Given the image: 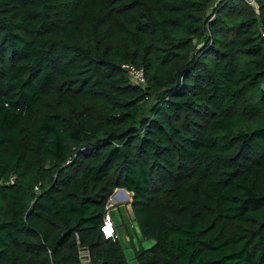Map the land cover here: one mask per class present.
Masks as SVG:
<instances>
[{
	"label": "trees",
	"instance_id": "obj_1",
	"mask_svg": "<svg viewBox=\"0 0 264 264\" xmlns=\"http://www.w3.org/2000/svg\"><path fill=\"white\" fill-rule=\"evenodd\" d=\"M254 2L0 0V264H130L117 189L138 264H264Z\"/></svg>",
	"mask_w": 264,
	"mask_h": 264
},
{
	"label": "rangeland",
	"instance_id": "obj_2",
	"mask_svg": "<svg viewBox=\"0 0 264 264\" xmlns=\"http://www.w3.org/2000/svg\"><path fill=\"white\" fill-rule=\"evenodd\" d=\"M128 195L129 197H127L121 191V189H117L115 193L110 197L107 205L111 201V204L113 206L110 207L109 214L111 215L113 222L115 219L119 223L120 229L123 234L122 244H123V247L125 248V253L129 260V263L138 264V262L134 258V249L132 247V244L130 243V240L127 238V235H133L135 237L134 242H135L136 247L138 248L140 246H139V240L136 236L139 235L141 240H143V238L138 230L136 223H134L135 225H133L132 223V218H131L132 210L130 206L132 202V198H131L132 196L131 194H128ZM154 243L155 242L153 240H143L142 241V245L145 249L151 248L154 245Z\"/></svg>",
	"mask_w": 264,
	"mask_h": 264
},
{
	"label": "built area",
	"instance_id": "obj_3",
	"mask_svg": "<svg viewBox=\"0 0 264 264\" xmlns=\"http://www.w3.org/2000/svg\"><path fill=\"white\" fill-rule=\"evenodd\" d=\"M248 1L252 5L255 4L254 0H248ZM129 73H130L131 77L135 81H137L139 83H142L144 81V76H143L142 72H137L133 68H131ZM112 206L113 205L111 204V201L106 206L107 213L105 215L104 223L102 225L101 230H102L103 236L106 239H114V240H116L118 238L117 232H116V227H115V224H114V222H113V220L111 218V215L109 214V209ZM80 260H81L82 264H91V255H90L89 250L84 249V248H82L80 250Z\"/></svg>",
	"mask_w": 264,
	"mask_h": 264
},
{
	"label": "crops",
	"instance_id": "obj_4",
	"mask_svg": "<svg viewBox=\"0 0 264 264\" xmlns=\"http://www.w3.org/2000/svg\"><path fill=\"white\" fill-rule=\"evenodd\" d=\"M114 222H115V226L117 228V234L119 235V238L122 240L123 238V234H122V231L121 229L119 228V223L117 220L114 219ZM127 238L130 240V243L132 242V239L129 237V235H127Z\"/></svg>",
	"mask_w": 264,
	"mask_h": 264
},
{
	"label": "water",
	"instance_id": "obj_5",
	"mask_svg": "<svg viewBox=\"0 0 264 264\" xmlns=\"http://www.w3.org/2000/svg\"><path fill=\"white\" fill-rule=\"evenodd\" d=\"M121 191L127 196V197H129V193L125 190V189H121Z\"/></svg>",
	"mask_w": 264,
	"mask_h": 264
}]
</instances>
